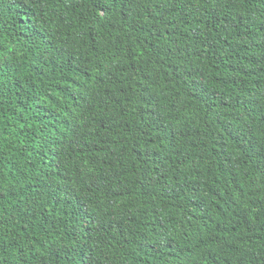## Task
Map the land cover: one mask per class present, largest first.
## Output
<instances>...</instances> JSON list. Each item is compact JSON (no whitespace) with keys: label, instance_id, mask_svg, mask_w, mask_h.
Instances as JSON below:
<instances>
[{"label":"trees","instance_id":"16d2710c","mask_svg":"<svg viewBox=\"0 0 264 264\" xmlns=\"http://www.w3.org/2000/svg\"><path fill=\"white\" fill-rule=\"evenodd\" d=\"M0 264H264V0H0Z\"/></svg>","mask_w":264,"mask_h":264}]
</instances>
